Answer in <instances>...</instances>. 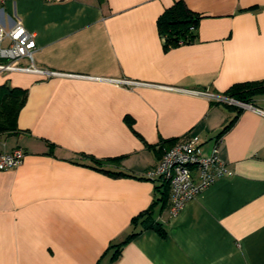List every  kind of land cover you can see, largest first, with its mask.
<instances>
[{
	"label": "crops",
	"instance_id": "1",
	"mask_svg": "<svg viewBox=\"0 0 264 264\" xmlns=\"http://www.w3.org/2000/svg\"><path fill=\"white\" fill-rule=\"evenodd\" d=\"M176 1L201 16L197 37L165 48L157 19ZM16 22L58 74L0 73V102L24 95L0 130V152H24L0 169V264H264V116L115 82L223 95L264 80V0H4L0 23ZM251 104L264 110V94ZM194 135L205 155L220 137L229 172L172 214L170 187L145 172ZM146 209L159 227L131 224Z\"/></svg>",
	"mask_w": 264,
	"mask_h": 264
},
{
	"label": "built area",
	"instance_id": "2",
	"mask_svg": "<svg viewBox=\"0 0 264 264\" xmlns=\"http://www.w3.org/2000/svg\"><path fill=\"white\" fill-rule=\"evenodd\" d=\"M45 2H61L64 0H43ZM4 0H0V5ZM36 47L35 35L26 30L19 22L6 27L0 23V73L11 71L30 72L56 75L57 72L37 67L33 62V51ZM28 63L23 64L22 60ZM116 83L132 87L135 85H150L160 88L173 89L195 96L214 99L219 102L237 105L241 108L252 109L264 116V110L251 103L236 100L234 98L214 94L207 89L183 88L168 85H159L131 79H116ZM218 137L209 154H202L197 135L177 141L169 147H164L157 164L146 170L145 176L150 179H159L168 184L171 190L172 214L176 213L183 204L196 197L203 189L211 185L218 177L229 171L218 154ZM24 152L21 147H16L9 152H0V169L17 167L22 164ZM196 172L194 175L193 172Z\"/></svg>",
	"mask_w": 264,
	"mask_h": 264
},
{
	"label": "trees",
	"instance_id": "3",
	"mask_svg": "<svg viewBox=\"0 0 264 264\" xmlns=\"http://www.w3.org/2000/svg\"><path fill=\"white\" fill-rule=\"evenodd\" d=\"M200 18L201 16L190 10L183 1H176L170 7L166 8L157 19V25L164 47L170 48L193 42L197 37L196 27ZM258 93L264 94V80L234 84L229 87L223 95L239 101L251 103L253 101V96ZM23 101L24 95L17 93V88L7 90L0 102V130L15 129V118L21 105L23 104ZM226 104L232 105L237 109H241L237 105ZM96 162L99 163L98 161ZM102 170L110 172V170H106L104 168H102ZM164 184L168 186V184ZM149 209L141 211L137 215L133 216L131 218V224L133 226L143 224V226L146 227H159L158 223L152 222ZM135 234L136 232L130 233L124 241L113 245L115 249L110 260H114L116 258L119 250L118 248Z\"/></svg>",
	"mask_w": 264,
	"mask_h": 264
}]
</instances>
